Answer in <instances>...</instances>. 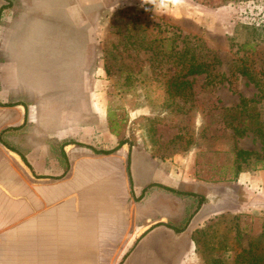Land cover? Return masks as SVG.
Returning <instances> with one entry per match:
<instances>
[{
    "label": "crops",
    "instance_id": "1",
    "mask_svg": "<svg viewBox=\"0 0 264 264\" xmlns=\"http://www.w3.org/2000/svg\"><path fill=\"white\" fill-rule=\"evenodd\" d=\"M125 1L0 0V264H142L159 246L164 264H184L194 252L197 226L173 216L194 222L198 192L159 214L157 186L170 184L157 158L112 135L93 90L95 22Z\"/></svg>",
    "mask_w": 264,
    "mask_h": 264
},
{
    "label": "rangeland",
    "instance_id": "2",
    "mask_svg": "<svg viewBox=\"0 0 264 264\" xmlns=\"http://www.w3.org/2000/svg\"><path fill=\"white\" fill-rule=\"evenodd\" d=\"M102 13L93 90L104 92L112 135L157 158L170 184L157 186L159 214H176L185 194H199L194 222L173 216L182 232L197 226L183 263L264 264V169L243 164L235 176L236 149L261 146L254 128L264 120V87L247 74L264 83V0H128ZM191 61L203 72L184 75ZM242 98L247 106L238 108ZM241 124L248 129L234 134ZM160 248L142 264L166 263Z\"/></svg>",
    "mask_w": 264,
    "mask_h": 264
},
{
    "label": "trees",
    "instance_id": "3",
    "mask_svg": "<svg viewBox=\"0 0 264 264\" xmlns=\"http://www.w3.org/2000/svg\"><path fill=\"white\" fill-rule=\"evenodd\" d=\"M205 66L206 65L204 63L196 64L195 62L191 61L183 67V73H184V75L201 73V72H203V69H205ZM241 72L244 74L248 73L246 69H242ZM247 76L249 77V79H251V81L259 89V92H262L263 87H264V83L260 82L259 80H255L254 78H252V75L249 73L247 74ZM261 97H262V95H261ZM247 103H248V101L245 100L244 98H242L240 100V105L238 108L246 107ZM247 129L248 128L245 125H243V126H242V124L239 126L237 125L234 127V134H237L239 136L243 135ZM250 129H253V127H251ZM254 129L258 134V138L260 140L261 146L258 150H252V149L248 150V149H241V148L236 149L235 161H236V169L237 170H236L235 176H237V174L242 171V165L243 164L248 165V164L252 163L254 165V167H258V169H264V120L261 122V124H259ZM112 151L113 150H102V151H95V152L108 154V153H111Z\"/></svg>",
    "mask_w": 264,
    "mask_h": 264
},
{
    "label": "clouds",
    "instance_id": "4",
    "mask_svg": "<svg viewBox=\"0 0 264 264\" xmlns=\"http://www.w3.org/2000/svg\"><path fill=\"white\" fill-rule=\"evenodd\" d=\"M146 2H148V0H142V3H146ZM166 2L170 3L174 7H178L182 4L183 0H166Z\"/></svg>",
    "mask_w": 264,
    "mask_h": 264
}]
</instances>
